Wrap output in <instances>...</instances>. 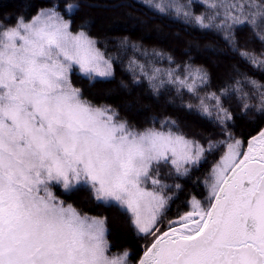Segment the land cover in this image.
<instances>
[{"label": "snow or ice", "instance_id": "1", "mask_svg": "<svg viewBox=\"0 0 264 264\" xmlns=\"http://www.w3.org/2000/svg\"><path fill=\"white\" fill-rule=\"evenodd\" d=\"M207 7L223 9L215 26L226 29L229 39L234 25L255 30L264 24V0H212ZM76 8L68 4L66 11ZM218 17L215 11L195 20L208 28ZM71 24L49 9L30 21L19 17L13 27L0 25V264H126L127 251L120 259L108 255L105 219L82 216L55 194L57 187L65 195L87 187L94 200L128 211L146 240L138 264H264V129L244 139L225 128L220 143L226 151L206 181V200L193 197L189 210L165 226L168 191L180 185L164 184L159 165L171 164L185 175L205 149L173 131L175 121L162 122L166 132L137 131L111 106L84 99L73 71L90 80L107 78L112 63L83 25L73 33ZM258 38L264 41V35ZM241 55L264 66V59ZM159 72L153 69L149 79L157 80ZM167 75L199 99L205 114L215 111L221 124L233 118L222 96L231 91L253 98L240 80L219 95H198L209 79L203 68L184 65L183 77ZM244 79L264 111V84Z\"/></svg>", "mask_w": 264, "mask_h": 264}, {"label": "trees", "instance_id": "2", "mask_svg": "<svg viewBox=\"0 0 264 264\" xmlns=\"http://www.w3.org/2000/svg\"><path fill=\"white\" fill-rule=\"evenodd\" d=\"M210 2L212 0H152V4L145 0H0V25L13 27L19 17L29 21L41 9L57 5L62 15L72 21L71 31L78 32L83 25V30L96 40L97 48L106 58H111L113 76L90 80L74 70L73 83L82 89L84 99L96 106H111L137 131L166 132L168 128L163 127L162 122L175 121L173 131L197 141L205 149L201 160L189 165L185 175H178L171 164L159 165L157 170L164 184L180 185L179 189H166L172 200L163 217L165 226L168 220L189 210L188 203L193 197L206 200V181L213 165L226 151L220 143L226 139L225 128L244 139L264 129V111L258 110V95L244 79L264 84V66L254 65L241 55L247 52L264 59V41L258 38L264 35V24H258L255 30L247 24L234 25L231 38H226L227 30L215 26L220 23L223 9L207 7ZM68 4H77L78 8L68 13ZM155 4H160L164 11L158 10ZM215 11H220L221 17L212 21L211 27L202 28L196 23L195 17L211 16ZM185 12L189 15L185 16ZM139 65L145 66L144 72ZM184 65L207 71L209 79L199 88L200 96L219 95L222 88L234 86L235 81L240 80L243 91L253 98L243 100L239 93L231 91L222 96L223 107L233 118L221 124L215 111L207 115L201 110L199 99L187 88L169 82L167 73L173 71L183 77ZM153 69H160L155 81L149 79ZM245 103L253 106L245 109ZM189 104L191 108L187 107ZM209 144L213 145L211 150H208ZM147 186L152 189L150 181ZM54 192L80 214L104 218L109 253L127 251L130 264L138 263L146 240L136 234L132 217L119 205L94 200L87 187L70 195L62 194L58 187Z\"/></svg>", "mask_w": 264, "mask_h": 264}, {"label": "rangeland", "instance_id": "3", "mask_svg": "<svg viewBox=\"0 0 264 264\" xmlns=\"http://www.w3.org/2000/svg\"><path fill=\"white\" fill-rule=\"evenodd\" d=\"M49 9H53V10H55V11H57V12H59L61 15H62V13L57 9V5H54V6H52V7H46V8H43V9H41L38 13H40L42 10H49ZM69 13V12H68ZM36 16V15H35ZM34 16V17H35ZM63 16V15H62ZM64 17V16H63ZM64 19L65 20H68V19H66L65 17H64ZM30 21V20H29ZM73 32V31H72ZM73 33H76V32H73ZM97 47V46H96ZM112 70H113V66H112ZM77 71H78V69H77ZM79 72V71H78ZM80 73V72H79ZM113 76V74L110 76V77H112ZM110 77H107V78H110ZM97 78H99V77H97ZM97 78H95V79H97ZM92 80H94V79H92ZM150 189V188H149ZM151 190V189H150ZM53 191H54V189H53ZM109 203H115V202H109ZM115 204H117V203H115ZM118 205V204H117ZM121 208V207H120ZM121 209H123L124 211H126L124 208H121ZM131 217H132V215L128 212V211H126ZM82 215V214H81ZM83 216V215H82ZM87 216H90V217H97V218H102V217H98V216H93V215H87ZM104 219V218H103ZM132 219H133V217H132ZM104 227H105V229H106V226L104 225ZM135 232H136V234H138L137 233V230H136V228H135ZM106 233H107V229H106ZM138 235H140V234H138ZM107 239V238H106ZM122 254L123 253H109L108 252V255H109V257L110 258H114V259H120L121 257H122ZM126 264H130V262L128 261V257H127V261H126Z\"/></svg>", "mask_w": 264, "mask_h": 264}]
</instances>
